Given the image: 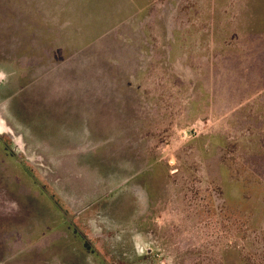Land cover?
I'll return each instance as SVG.
<instances>
[{
  "label": "rangeland",
  "instance_id": "1",
  "mask_svg": "<svg viewBox=\"0 0 264 264\" xmlns=\"http://www.w3.org/2000/svg\"><path fill=\"white\" fill-rule=\"evenodd\" d=\"M0 264H264V0H0Z\"/></svg>",
  "mask_w": 264,
  "mask_h": 264
},
{
  "label": "crops",
  "instance_id": "2",
  "mask_svg": "<svg viewBox=\"0 0 264 264\" xmlns=\"http://www.w3.org/2000/svg\"><path fill=\"white\" fill-rule=\"evenodd\" d=\"M23 7H28L25 3H23ZM38 7H40V4H38ZM25 20H23L21 23H24ZM39 23V20L37 19V21Z\"/></svg>",
  "mask_w": 264,
  "mask_h": 264
}]
</instances>
